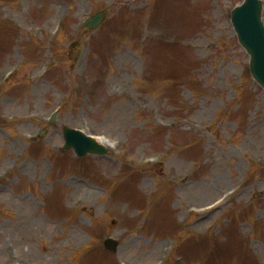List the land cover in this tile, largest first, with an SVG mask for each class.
<instances>
[{
    "label": "rangeland",
    "instance_id": "374dc122",
    "mask_svg": "<svg viewBox=\"0 0 264 264\" xmlns=\"http://www.w3.org/2000/svg\"><path fill=\"white\" fill-rule=\"evenodd\" d=\"M242 2L0 0V70L13 64L0 78V264H264V90L230 23ZM153 24L184 27V46L144 39ZM119 51L133 71L112 67ZM64 126L107 153L63 151Z\"/></svg>",
    "mask_w": 264,
    "mask_h": 264
},
{
    "label": "water",
    "instance_id": "95a60500",
    "mask_svg": "<svg viewBox=\"0 0 264 264\" xmlns=\"http://www.w3.org/2000/svg\"><path fill=\"white\" fill-rule=\"evenodd\" d=\"M261 5L256 0H245V3L236 8L232 13V22L238 33V39L242 47L250 55V73L252 77L264 88V28L260 23ZM102 15H98L89 22L88 27L93 28L99 24ZM65 149L73 148L76 155L84 156L88 152L104 153V150L81 133L63 130ZM108 249L114 250L115 243L105 241Z\"/></svg>",
    "mask_w": 264,
    "mask_h": 264
},
{
    "label": "bare ground",
    "instance_id": "6f19581e",
    "mask_svg": "<svg viewBox=\"0 0 264 264\" xmlns=\"http://www.w3.org/2000/svg\"><path fill=\"white\" fill-rule=\"evenodd\" d=\"M96 1H99V0H96ZM53 8H54V10L56 9L55 6H53ZM82 8H83L82 5H80V8L79 9L73 8V13L77 14L78 17H73L72 18L73 25L70 28L71 31L76 26L79 25V21H80L81 17L83 16ZM60 13H61V10H60V12H58V14L53 15L52 18H50L49 23L52 24V25H54L55 23H57L58 21H60V19H61V18L59 19V14ZM164 15H166V14H164ZM160 22L162 24H164V28L167 27V26H170L171 23H172L171 20L168 22V24L165 23V22H162V21H160ZM180 32H184V27L177 28V29H175V28H168V29H166V31L160 32V34H163V35H159L158 36L159 31H158L156 25L153 24L150 27H146V29H144V31H143V37L146 40L148 38H151L152 36L157 37V38H160V39H162V41H163L164 44H167L169 46V48H172L173 49V48L176 47V42H175L176 40H178V42L180 43V45L183 46L182 43H181L182 40H180V39H182V36L180 35L181 34ZM184 37L185 36H183V38ZM195 46L198 47V48L201 47V45H199V44H197ZM111 63H112V67L114 69H117L120 66L121 63L122 64H125L126 63L127 65H129V69L131 71H133L134 70V67H135L134 61L130 59V57L128 56V54H126V53H124L122 51H119L115 55H112ZM11 65H13V64H11ZM11 65L5 66L4 68H2L0 70V78L6 75L8 69L10 68ZM101 144L107 145L104 142H101ZM169 180H171V179L169 178ZM178 187L180 188V187H184V186L183 185H179ZM220 189L221 190L218 191V195L216 197H220L221 198V197H224L225 196V198H227L226 191L223 190L222 188H220ZM240 189H241V186L240 185H237L236 188H235V190H234V192L232 193V194H234L233 197L238 198L239 196H241ZM79 191L81 193L85 194L86 196H88V195L91 194V193H89V192H91V190L89 188H87L85 185H82V184H78V191L76 193L78 194ZM180 191H181V189H180ZM260 191H264V188L261 187ZM80 199H83V198L80 197V196H77V197L73 198V201L78 202ZM185 200H186V203H187L188 199H185ZM186 203L184 204V207L183 208L186 211H188L192 207V204H186ZM218 205H215L214 207H211V208H205L200 213L202 214V216H206L208 213H213V211L215 210V208L218 207ZM212 208H213V210H212ZM207 211H209V212H207ZM69 236H71V238L74 241H80L81 240V237L78 236V235H76L75 233H71V234H69ZM165 247H166L165 244H163V245L161 244L159 247H157L156 250L159 249L158 250V253H159ZM156 253H157V251H156ZM150 262H153L154 263V261H150Z\"/></svg>",
    "mask_w": 264,
    "mask_h": 264
}]
</instances>
